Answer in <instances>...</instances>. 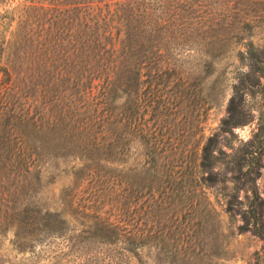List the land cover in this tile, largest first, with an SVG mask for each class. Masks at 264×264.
<instances>
[{
	"label": "trees",
	"instance_id": "trees-1",
	"mask_svg": "<svg viewBox=\"0 0 264 264\" xmlns=\"http://www.w3.org/2000/svg\"><path fill=\"white\" fill-rule=\"evenodd\" d=\"M8 9L0 235L11 231L18 251L60 237L93 260L151 264L154 248L166 259L172 234L180 260L182 231L215 220L205 191L217 188L238 232L261 241L251 264H264V0H23ZM232 50L239 67L224 114L204 135L205 113L224 95L215 64ZM253 121L239 139L234 129ZM61 162L70 183L59 208L45 209L36 196Z\"/></svg>",
	"mask_w": 264,
	"mask_h": 264
},
{
	"label": "rangeland",
	"instance_id": "rangeland-1",
	"mask_svg": "<svg viewBox=\"0 0 264 264\" xmlns=\"http://www.w3.org/2000/svg\"><path fill=\"white\" fill-rule=\"evenodd\" d=\"M23 0H0V37L7 40L12 31L15 20L9 18L10 10L7 8L22 3ZM9 5V6H8ZM235 56V50L230 51L215 64V71L221 73V84L223 85L224 95L218 99L216 105L209 108L205 113L202 123L203 134L207 135L216 127L219 118L224 114L226 97L230 91L232 76L238 68ZM260 109L264 115V99L260 103ZM255 123L250 122L241 127L235 128L234 132L239 139L245 140L254 131ZM67 162L59 163L55 167H48L42 179V185L37 194V201L43 208L56 210L59 208L58 194L62 187L69 185L70 174ZM257 187L264 198V155L262 157V167L260 176L256 180ZM221 190L209 188L205 191L209 204L215 212V220L211 217L200 224L199 231L196 234L189 231H182V250H184L182 259L178 260L172 256L174 247L177 243L175 236L170 234V251L166 259L157 257V249L151 251V264H251L252 255L261 247V241L249 233H240L237 230L239 219L237 216L230 217L223 208L221 199ZM242 193H239L241 198ZM200 203V202H199ZM201 206V203L198 207ZM186 218L187 214L183 213ZM194 219L197 215L194 214ZM141 221V220H140ZM215 221V222H214ZM170 228L173 223H169ZM152 230L157 226L152 223ZM12 232L7 231L0 235V264H109L103 259L93 260L90 252L83 250L74 252L69 245L60 237H47L38 241L25 249V251L16 250L11 244ZM180 245V243H178ZM191 253H195V259H192ZM185 254V255H184ZM192 259V260H191Z\"/></svg>",
	"mask_w": 264,
	"mask_h": 264
}]
</instances>
